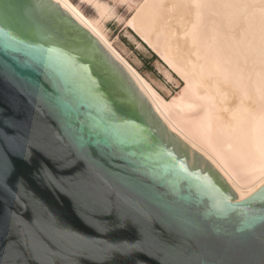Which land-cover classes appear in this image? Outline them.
Wrapping results in <instances>:
<instances>
[{"label":"water","instance_id":"obj_1","mask_svg":"<svg viewBox=\"0 0 264 264\" xmlns=\"http://www.w3.org/2000/svg\"><path fill=\"white\" fill-rule=\"evenodd\" d=\"M0 264H264L240 199L53 0H0Z\"/></svg>","mask_w":264,"mask_h":264},{"label":"bare ground","instance_id":"obj_2","mask_svg":"<svg viewBox=\"0 0 264 264\" xmlns=\"http://www.w3.org/2000/svg\"><path fill=\"white\" fill-rule=\"evenodd\" d=\"M127 70L153 110L240 199L264 183V0H140L126 20L180 78L164 98L71 0H53ZM92 2L98 17L109 7Z\"/></svg>","mask_w":264,"mask_h":264},{"label":"rangeland","instance_id":"obj_3","mask_svg":"<svg viewBox=\"0 0 264 264\" xmlns=\"http://www.w3.org/2000/svg\"><path fill=\"white\" fill-rule=\"evenodd\" d=\"M89 18L98 24L117 51L158 91L169 99L181 88L180 78L126 26L134 4L140 0H97L106 4L110 13L99 18L92 2L71 0ZM181 85V86H180Z\"/></svg>","mask_w":264,"mask_h":264}]
</instances>
